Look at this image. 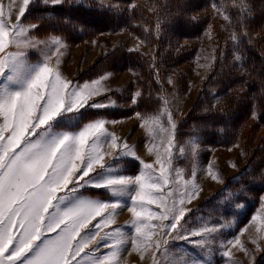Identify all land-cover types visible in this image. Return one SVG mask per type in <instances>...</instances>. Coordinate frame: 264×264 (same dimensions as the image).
I'll return each mask as SVG.
<instances>
[{"label":"snow or ice","instance_id":"snow-or-ice-1","mask_svg":"<svg viewBox=\"0 0 264 264\" xmlns=\"http://www.w3.org/2000/svg\"><path fill=\"white\" fill-rule=\"evenodd\" d=\"M233 6L239 9L235 21L224 8L211 4L214 13L235 23L246 37L250 13L243 0L239 4L233 0ZM136 8L132 2L121 7L120 0H19L13 20V5L5 12L0 3V264H122L126 251L139 254L148 264H213L217 253L229 264H239L232 249L249 254L240 241L247 226L222 240L225 223L210 222L202 215V206H189L202 191L195 179L196 162L213 134L209 129L221 122L212 113L221 110L215 105L206 109L209 115L201 117L181 143L182 126L163 95L153 56L149 67L159 85L155 98L151 92L147 95L153 110H137L145 101L139 84L127 98L144 130L146 152L153 157L146 162L136 145L110 131L109 125L120 120L92 111L122 107L106 83L113 73L81 82L61 71L71 30L84 31L101 20L119 23L125 12L131 18ZM200 8L197 0H181L175 13H157L155 28L144 32L160 39L165 27L173 25L172 16L198 27ZM45 21L50 31L42 27ZM175 26H182L179 20ZM230 39L236 44L240 36L233 31ZM122 51L114 46L116 63L123 59L117 55ZM126 51L129 56L139 53V44ZM32 52L37 54L35 61L30 59ZM234 59L240 61L241 55ZM168 83H173L171 78ZM180 158L191 159L190 177L176 166ZM135 164L136 174H127ZM204 171L224 183L211 163ZM258 179L264 181V172L252 181ZM251 191L250 187L239 191L235 209L244 207L245 193ZM259 199L262 211L249 223L264 221V194ZM125 209L131 218L118 225ZM261 238L264 234L252 240L257 251ZM186 248L199 255H189Z\"/></svg>","mask_w":264,"mask_h":264},{"label":"trees","instance_id":"trees-1","mask_svg":"<svg viewBox=\"0 0 264 264\" xmlns=\"http://www.w3.org/2000/svg\"><path fill=\"white\" fill-rule=\"evenodd\" d=\"M110 1L114 2V0ZM134 1L136 0H120L122 4ZM148 1L155 6L153 11L148 10L140 3H136L137 8L131 18H129V13L125 12L123 14L124 19L119 23L101 20L84 31L69 29L72 38L67 42L74 44L83 40H90L103 32H115L121 28H126L152 45L153 53L151 56L156 57V69L174 67L184 63L195 54L199 49V42L207 25L212 22L219 38L224 36L220 40L227 39L230 48L224 52L223 59L217 55L213 68L204 81L193 105L178 123L182 126L179 139L188 138L185 134L195 128L201 117L209 115L205 110L213 105L221 111L213 112L212 115L221 122L214 130L209 129L213 134L206 139L203 145L230 146L240 134L244 133L247 137L252 138L261 128L264 129V0H243L246 12L250 13L245 21L248 33L246 37L240 35V29L235 23L230 25L225 20L222 24L216 23L215 19L218 16L209 10L211 4L216 3L224 8L227 14L233 16L235 21L239 9L233 6V0H197L201 5L198 11L202 17L199 26L194 27L187 23L182 16H172L173 25L165 27L160 39H157L152 33H145L144 29L155 28L157 13L161 16L165 13H175L181 4V0ZM236 2L239 4L241 0H236ZM68 15H72V13L69 12ZM33 18L29 17V19ZM177 20L180 21L181 27L175 26ZM48 23L45 21L42 27L50 31ZM233 31L240 36L236 44H233L230 39ZM41 33L44 35L43 30L39 34ZM124 54L126 59L124 58L119 63L115 62L112 64V68L125 63L127 67L139 74L140 79L136 80V77L134 79L144 90L145 101L137 110L150 109L151 102L147 99V95L148 92L153 95L156 90L152 75L153 70L149 67L152 57L143 56L139 53L130 56L126 52ZM235 54L241 55L240 61L234 59ZM95 64L91 69L94 70V67L98 66V63L97 66ZM99 74L95 72L89 77ZM253 112L256 114L255 119L252 117ZM262 172H264V137L252 151L247 167L238 174L235 180L228 181L227 189H235L239 194L242 188L250 187L252 191L245 193L243 200L249 204L251 202L250 197L264 189V181L259 179L252 181L253 177H259Z\"/></svg>","mask_w":264,"mask_h":264},{"label":"rangeland","instance_id":"rangeland-1","mask_svg":"<svg viewBox=\"0 0 264 264\" xmlns=\"http://www.w3.org/2000/svg\"><path fill=\"white\" fill-rule=\"evenodd\" d=\"M106 2L112 1L106 0ZM0 3L4 5L5 12H7V6L9 4L13 5L12 19L14 20L16 10L19 6V0H0ZM132 3H140L150 11H153L155 8L154 4L148 0H136ZM126 6L127 4L121 3V7ZM209 10H212L211 12L218 16L215 22L222 24L224 19L220 13H214L211 6ZM209 26H211L210 30ZM121 29L115 32H103L97 34L90 40H83L74 44L67 42L68 47L65 50L61 65V71L64 76L68 79L80 80L82 82L97 77L98 75L89 77L95 72L101 75L105 72L113 71V73L118 74L120 77L126 76L127 74L130 76L131 82L126 90L122 92L123 95L117 96V101H128L129 92L133 90L137 84L134 79L135 76L132 71H129L130 68L127 67L125 63L112 68V64L115 63V57L112 55L111 51H113L114 46H120L123 51L117 55L122 56L124 59V52L127 53L126 50L128 48L139 44V54L152 57L153 47L149 42L145 41V39L137 36L136 33H131L127 29L122 31ZM39 35L43 37L42 33ZM138 38L145 42L140 43ZM223 38L224 36L219 38L214 23L211 22L207 25L205 33L202 39H200L199 49L193 56L179 66L158 68L160 84H162L164 89L163 95L170 102L174 117L175 119H179V122L186 116L198 96L204 81L210 74L215 61L213 57L217 58V55L221 56L222 52L224 53L230 48V43H227V39L220 40ZM105 53H108V55H105ZM30 59L35 61L37 59V54L35 52L30 53ZM94 64L97 67H94L93 70L91 68ZM168 78H171L173 81L172 84L168 83ZM155 85L156 90L152 95L153 98H155L159 92V85L156 82ZM150 105V109L141 108V111H152V103H150ZM92 111H104L102 113H105L107 117H116L128 113L129 111L133 112V109L130 107L126 110L104 109ZM262 137H264V129L261 128L252 138L247 137L244 133L240 134L230 146L212 147L202 145L204 150L201 151L196 162L198 174L195 179L202 191L200 192L199 198L194 200L189 206L193 208L202 206V215L209 219L210 222L219 220L225 223L226 227L221 236L222 240L239 235L240 230L247 226V230L243 235H240V241L249 250V254L240 251L238 247L232 249L233 258L235 261H238L239 264H264V238L258 240L260 251H257L256 245L252 243L253 239L264 234V221L258 220L249 223L253 214L262 211L260 209L261 202L259 197L261 194H264V189L255 196H251V202L249 204L242 201L244 207L237 210L234 207L236 196L238 195L236 192L237 190L227 189V183L228 181L235 180L234 178L247 167L252 151L258 146ZM188 138L179 140L182 143ZM209 163L214 166V169L218 172L224 183L213 181L211 177L206 174L204 169L207 168ZM175 164L177 167L185 170L186 177H190V170L193 166L190 158L177 159ZM257 228H260L259 233L257 232ZM183 251H187L189 255H199L198 251L195 249L186 248ZM135 258L136 259H134L131 264H148L147 260L141 261L140 256ZM213 264H229V262L227 258H223L217 253L213 255Z\"/></svg>","mask_w":264,"mask_h":264},{"label":"crops","instance_id":"crops-1","mask_svg":"<svg viewBox=\"0 0 264 264\" xmlns=\"http://www.w3.org/2000/svg\"><path fill=\"white\" fill-rule=\"evenodd\" d=\"M111 73H113V71H111ZM130 82H131V78L127 74L126 76L120 77L118 74L113 73V75L109 78V80L106 83L108 87L115 90L113 93V98L115 100H118L117 96L123 95L122 92L126 90ZM98 99H103V97H100ZM117 102L120 105H122V107L109 108V109H125L126 110L130 108L128 101H117ZM107 118L121 121L118 124L109 125L110 131L115 132L120 137L126 138L129 144L136 145L137 154L141 158H143L146 162H151L153 160V157L148 155L146 152V147H145L146 140L144 138V130L140 128L139 122L133 117V112L129 111L128 113H124L116 117H107ZM176 121L179 122V119H176ZM138 167L139 165L135 164L133 165L132 168L126 169L127 174H130V175L136 174V170H138ZM90 191H94V190H90ZM130 218H131L130 213L125 209L121 211L120 215L118 216L117 224L123 225ZM104 251H107V249H105ZM135 257H139V254L135 252L130 253V251L124 252L121 258L122 264H125V263L131 264V262L134 259H136Z\"/></svg>","mask_w":264,"mask_h":264}]
</instances>
